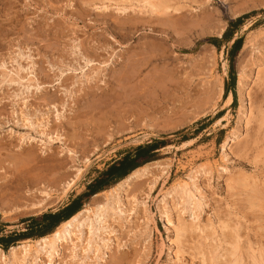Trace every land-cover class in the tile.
<instances>
[{
  "label": "rangeland",
  "instance_id": "rangeland-1",
  "mask_svg": "<svg viewBox=\"0 0 264 264\" xmlns=\"http://www.w3.org/2000/svg\"><path fill=\"white\" fill-rule=\"evenodd\" d=\"M207 1L170 0L173 8L159 15L130 0H0V238L63 209L132 148L159 140L169 145L156 161L169 164V175L149 200L154 216L148 229L139 212L121 219L110 213V247L99 259L86 256L84 264H264V0ZM245 14L251 16L233 38L244 39L236 59L237 106H225L226 49L233 42L219 51L207 39H221ZM10 71L34 77L29 95L21 84L2 83V73ZM219 114L225 119L216 124ZM28 117L44 121L38 131L62 140L48 144L25 130L21 120ZM232 136L236 144L225 165L221 147ZM203 166L212 181L200 177L201 204L181 215L187 231L176 236L174 212L170 228H176L167 232L161 196ZM242 178L251 188L241 187ZM134 183L128 195L142 198L149 181ZM125 196L123 190L119 197ZM69 241L53 264H83L80 253L72 259Z\"/></svg>",
  "mask_w": 264,
  "mask_h": 264
},
{
  "label": "bare ground",
  "instance_id": "bare-ground-1",
  "mask_svg": "<svg viewBox=\"0 0 264 264\" xmlns=\"http://www.w3.org/2000/svg\"><path fill=\"white\" fill-rule=\"evenodd\" d=\"M130 1L131 2H129V3L131 6H133L134 3L137 4L135 7L133 6L134 8L140 7V9H142V10L143 9L150 10L148 12H150L151 14L162 15V14L167 13V11L169 9L173 8V7L170 8L171 7L169 5L170 0H130ZM208 1H207V3H208ZM107 8L108 7H102L101 9L106 10ZM127 8H125L123 10H127ZM132 10H133V8H132ZM86 63H88V65L92 64V62L90 60ZM1 67L2 66H0V68ZM261 71H262V68H260V70L258 72V78L261 75ZM19 72L18 71H16V72L10 71L7 74L2 73V75H3L2 83H6V79H8V83H10L11 85H13V84L20 85L21 84L22 88L26 91V94H28V92L32 89V82H35L32 80V78H34V77H32V78H28L27 76L23 77L20 75ZM61 73H62V75L66 74L64 72H61ZM30 76H31V74H30ZM84 77L89 79V77L85 73H84ZM242 80H243V77H240V84H239L240 85V92H239L240 96L239 97L242 98V105L240 106V112L239 113H240V115L243 116L244 115V113H243L244 112V106H243L244 85H243ZM24 90L22 91L23 94H25ZM19 96L20 95H16V97H19ZM25 100L26 99L24 98L23 101H25ZM233 100H234L233 95L230 93L224 101L225 106H231L233 104ZM250 111H251L250 112V118H251L253 115V112H252V110H250ZM23 115L24 114L21 113L18 117L20 118ZM59 116H60V113H58V115L56 117H59ZM224 119L225 118L219 119L216 122V124L222 123L224 121ZM21 121L23 123L22 126L24 127L25 130L35 131L37 134H39L41 136V138L43 137L44 139H46V142L48 144H52L56 141L62 140V138L59 135L58 136L56 135L57 137H53V136L48 137L47 132L38 131V129H36V127H39L40 125H42L44 121L39 122L40 120H38V122H36V121L31 120V118L29 119V117H28V119L27 118L22 119ZM46 125L48 127L49 122H47ZM248 126H249V121H247L246 127H248ZM234 131H233V133H234ZM247 131H248V129H247ZM49 136H50V134H49ZM234 136H236V135H234ZM234 136L226 139V141L224 142V144L221 147L222 148V153H221L222 154V160L224 161V164L226 163L225 161H228L227 160L228 157L230 158V156L228 154L229 148H230L229 146L231 144H233V145L236 144V142H235L236 139ZM25 140H26V136H23V137H21L20 141L25 142ZM188 143H190V142H188ZM186 144H185V146H186ZM229 153H231V152H229ZM152 168H157V170H159L158 171L159 174L153 173L152 172L153 170L151 171ZM168 169H169L168 163L156 161V162L147 164V165L135 170L126 179H124L123 181L118 183L112 189H110L108 191H104V192L96 195L95 197H93L92 198V200H94L93 204H88L87 205L88 207L83 209L81 212H79L78 214L73 216L68 221L62 223L61 226L59 228H57V230L52 235L35 241V244H34L35 246H32L30 243L27 242V243L22 244L18 247H12L9 250L8 254L4 253L0 249V264H44V262H48V264H53L56 257H59L60 251L63 248V244L68 243L69 240L71 241V244H72L71 249H73L72 250L73 255L71 256L72 259H76V257L81 255V257H83L81 259L83 264H84V260H85L84 258L86 256H89L90 254H92L94 256V259H99V255L101 254L102 249L109 246L110 245L109 243L112 242L111 241L112 238H110V236L112 235V233H114V230H113L114 228H112L113 225H108V223L106 222L107 218H109L111 215L110 213H114V216H118L121 219L120 215L125 214V216H126V214L127 215L129 214V216H131V215H133V213L139 212V214H141L142 218H143L142 219V225L145 226L146 230L148 229L149 223L154 216L152 211L150 210L148 203H149V200L151 199L152 194L154 193V191L156 189V186L159 184L162 177L169 175ZM217 170H218L217 172H219L220 174L227 172V170L223 167H220V168L218 167ZM77 172L78 173H77L75 178H78L80 175H82V170H78ZM155 172H157V171L155 170ZM212 176H213L212 171L210 169H207L205 166L200 167L196 170L194 169V171H192L191 174L188 176V182L182 181V182L177 183L176 185H174L171 188V190H169L168 192H166L164 195L161 196V199L158 202L159 203L158 211L161 214V217H164L166 220V227H165L166 229L165 230H167V232H171L172 230L170 231V229L176 228V227L170 228V226L173 225L171 222L172 221L171 218H172V214L174 212L177 213V215H178L177 218L179 220V225L177 223L178 226L175 229L177 232L176 236L177 235L181 236V233H184L187 231V229H186L187 225L185 223V220L182 219L181 215L184 213H187V212H190L193 214L194 211L200 206L201 202L197 198V193L200 194L201 196H203L202 185H200L201 184L200 177H202V179L204 177L205 182H207V184H208L212 181ZM246 178H242L239 180V181H241V187L251 188V187H248L249 186V183H248L249 180H246ZM145 179L147 181H149V183H147L148 184V187L146 190L147 192L142 196V198H138L136 196L130 197V195H128V194L133 189L131 186H133L135 184L134 182H136V181L139 182V181L145 180ZM74 182H75V179H73V181L69 182L67 187H70L71 185H73ZM227 182H229V181H227ZM131 184H133V185H131ZM247 188L246 189L244 188V189L247 190ZM254 189L258 190V188L257 189L254 188ZM123 190H126V196L124 199L122 197L121 198L119 197V194L122 193ZM251 191H253V190L251 189ZM44 194H45L46 198L50 197L49 193L45 192ZM255 196L257 198L256 194H255ZM101 197H105L106 203H103V204L101 202H99L100 204L98 202L96 203V200H98ZM112 199H114V201ZM124 200H126L125 204H124ZM251 203H253V201ZM125 206H126V208H125ZM103 231L106 233H104ZM149 232H151V231H149ZM158 232H159V230H158ZM105 234H107L108 236ZM148 234H150V233H148ZM185 235H186V233H185ZM147 240H148V238H147ZM150 240L151 239H149V242H150ZM230 252H232V250ZM77 253H80V254L77 255ZM233 254H234V252H233ZM233 254H232V256H233ZM239 263H241V262H239Z\"/></svg>",
  "mask_w": 264,
  "mask_h": 264
},
{
  "label": "trees",
  "instance_id": "trees-1",
  "mask_svg": "<svg viewBox=\"0 0 264 264\" xmlns=\"http://www.w3.org/2000/svg\"><path fill=\"white\" fill-rule=\"evenodd\" d=\"M251 16L245 14L229 23L228 28L223 33L222 38H209L208 43L220 51L221 44L233 42L231 47L226 49V55L229 61V79L225 85V95L229 93L233 95V107L237 106L236 96V59L242 50L244 39L239 37L233 41L234 35L240 30L244 22ZM222 117V114L217 115L216 119ZM169 144L159 140H153L149 144L139 145L132 148L124 157L109 165L105 170L99 173L87 187V191L73 199L67 206L56 213L43 214L41 216L31 218L27 229L21 234H14L9 237L0 238V248L4 251L15 247L19 241L29 239H42L52 235L62 223L68 221L73 216L81 212L88 204V199L96 195L108 191L118 183L126 179L135 170L156 162L158 151ZM158 162V161H157ZM110 188V189H109ZM108 189V190H107ZM86 204V205H85ZM85 207L83 208V206ZM1 233V232H0Z\"/></svg>",
  "mask_w": 264,
  "mask_h": 264
}]
</instances>
